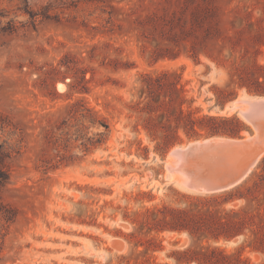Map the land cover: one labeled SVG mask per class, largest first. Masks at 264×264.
<instances>
[{
	"label": "rangeland",
	"instance_id": "rangeland-1",
	"mask_svg": "<svg viewBox=\"0 0 264 264\" xmlns=\"http://www.w3.org/2000/svg\"><path fill=\"white\" fill-rule=\"evenodd\" d=\"M255 62L264 65V0H0V264H176L172 253L192 243L185 231L134 255V241L155 232L128 242L125 215L144 207L153 212L138 219H215L246 206L251 227L264 224V186L252 185L264 154L239 191L208 194L176 181L168 152L211 136L179 127L181 142L165 146L179 108L242 118L235 100L257 95L236 82ZM218 89L236 95L220 106ZM255 240L247 229L217 244L245 245L258 263Z\"/></svg>",
	"mask_w": 264,
	"mask_h": 264
},
{
	"label": "trees",
	"instance_id": "trees-1",
	"mask_svg": "<svg viewBox=\"0 0 264 264\" xmlns=\"http://www.w3.org/2000/svg\"><path fill=\"white\" fill-rule=\"evenodd\" d=\"M192 58L194 61L197 60L196 62H198V57ZM236 84L238 88H244L250 95L263 96L264 65L255 62L253 67L243 70ZM235 95L236 91L234 90L218 89L216 93V103L222 106ZM183 113V109L179 108L178 116L182 120V124H178L175 127L174 132L176 139L169 142L168 145H165L167 149L175 142H181L177 133L179 127L183 129L188 139L214 135L240 137L241 131L250 130V126L236 114L222 116L189 115L184 118ZM155 149L159 150L158 147H155ZM164 152L165 150H162L161 154ZM257 168H260V172L256 173L258 180H254V184L252 185L261 190L264 186V156L258 163ZM243 182L231 188L237 190ZM252 187H249L248 190L252 189ZM234 196L244 198L246 205H251V201H253V197L245 195V193H238ZM231 198L232 197L224 199V201L231 200ZM261 207L264 210V204L261 205ZM152 212L153 208L144 207L142 210L133 211V216L125 215V217L129 218L128 221L133 226V230L126 234V240L128 242L134 241L135 231L139 229L145 228L147 232L151 230L155 232L153 237L148 240L134 241L133 246L135 248L142 246L140 252L134 253L136 256L143 255L148 251L160 249L161 245L159 242L162 241V237H158V235L164 231L177 233L185 231L189 238H191L192 243L183 250L174 251V253H172L176 264L192 262L196 264H264V261L254 263L248 256L244 255L243 251L245 245L239 246L234 251H227L217 244L221 239L229 240L240 234H244L248 229L256 238L254 242L248 245L249 248L264 252V224H257L255 227L256 229L251 227L250 222H252V220L250 219H252V215L247 213L246 206H243L240 210L225 211L222 216H218L215 219H138L139 216L148 215ZM262 215L264 214L260 215L261 218L263 217ZM121 257L127 259L126 264H145V261L138 259L132 260L125 256Z\"/></svg>",
	"mask_w": 264,
	"mask_h": 264
},
{
	"label": "water",
	"instance_id": "water-1",
	"mask_svg": "<svg viewBox=\"0 0 264 264\" xmlns=\"http://www.w3.org/2000/svg\"><path fill=\"white\" fill-rule=\"evenodd\" d=\"M237 110L252 127L245 136H211L169 150L168 170L186 190L214 193L241 183L264 154V95L236 99Z\"/></svg>",
	"mask_w": 264,
	"mask_h": 264
},
{
	"label": "bare ground",
	"instance_id": "bare-ground-1",
	"mask_svg": "<svg viewBox=\"0 0 264 264\" xmlns=\"http://www.w3.org/2000/svg\"><path fill=\"white\" fill-rule=\"evenodd\" d=\"M63 85H62V83H59L58 84V87L60 88V87H62ZM254 97H256V96H250V97H244L245 99H250V98H254ZM227 108V107H226ZM246 135H247V133H246ZM169 158V157H168ZM173 176H174V178L176 179L178 176L176 175V174H173ZM215 193V192H214ZM209 194V193H208Z\"/></svg>",
	"mask_w": 264,
	"mask_h": 264
}]
</instances>
